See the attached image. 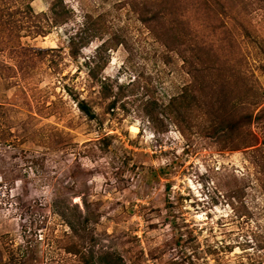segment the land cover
<instances>
[{"label": "rangeland", "instance_id": "obj_1", "mask_svg": "<svg viewBox=\"0 0 264 264\" xmlns=\"http://www.w3.org/2000/svg\"><path fill=\"white\" fill-rule=\"evenodd\" d=\"M52 2L32 5L38 13ZM65 2L74 11L68 22L46 35L23 30L21 48L0 50V102L10 109L9 119L0 118V137L9 122L13 134L0 139V264L12 255L15 264H81L53 244L71 224L96 264H264V172L254 149L264 148V119L250 126L252 147H224L204 120L182 132L162 111L191 79L178 44L170 48L161 36L167 28L183 37L179 16L161 18L154 30L131 0ZM87 15L101 17L102 36L74 58L69 38L88 26ZM250 18L252 38L238 25L225 41L214 32L208 38L224 49L202 55L215 66L213 80L233 90L234 111L247 105L256 115L264 107V6ZM104 40L110 49L101 78L118 98L111 111L114 96H101L85 64ZM37 48L55 49L37 55ZM76 96L98 117L89 119ZM150 109L160 112L154 121Z\"/></svg>", "mask_w": 264, "mask_h": 264}, {"label": "trees", "instance_id": "obj_2", "mask_svg": "<svg viewBox=\"0 0 264 264\" xmlns=\"http://www.w3.org/2000/svg\"><path fill=\"white\" fill-rule=\"evenodd\" d=\"M144 8H140V0H131V7L143 17L145 23H153V29L156 30V24L166 16H179L177 27L180 26L179 32L182 38L178 40L177 36L171 37V30L166 28L163 30V42H169L172 48L178 44V48L183 57V62L190 67L191 79L184 84L178 95L172 96L166 104H164L163 114L169 116L178 125L182 132L191 131L201 120H204L216 126L217 136H222L224 147L236 149L240 141L245 147L257 145L250 126L255 118L264 119V107L260 108L259 113L255 115L254 111L246 109L241 112L234 111L239 102L234 99L236 96L232 94L233 90H226V82L220 81L221 84L213 80L212 69L215 66L202 53L211 51L215 48V43L208 38V35L214 32H220L223 35L222 41L231 38V29L238 25L245 35L252 38V27L249 25L251 16L264 6L263 0H142ZM74 15L73 9L65 2V0H53L48 11L35 12L32 0H0V50L10 51L22 47V32L25 30L30 35H46L52 26L60 25L68 22ZM89 16V15H87ZM100 16V15H99ZM188 16H208L205 21H192ZM221 16H229L232 25L224 21ZM181 17V19H180ZM162 18V19H161ZM88 26L80 29L76 34L69 38L70 55L78 58L81 49L87 46L94 38L102 36L101 31L104 27L101 17L87 18ZM91 20V21H90ZM92 22V23H91ZM156 22V23H155ZM91 23V24H90ZM174 25V24H173ZM173 30L174 27L171 25ZM194 32V34H193ZM170 35V36H169ZM215 35V34H214ZM171 39V42L166 40ZM178 41V42H177ZM188 42L193 43L190 46L191 52L187 48ZM110 46L108 40H104L95 51V54L85 61L90 79L100 82V94L104 99H113L107 104L108 111L115 108L118 98L113 91V85L107 82L106 78H101V72L106 67L108 58L103 56ZM184 46V48H182ZM223 46V45H222ZM217 46L215 49H224ZM55 48H37V55H44L51 52ZM214 50V54L216 52ZM194 62L200 66H196V73H200L201 77L195 76L193 71ZM6 68L16 72L19 68L7 65ZM193 73V74H192ZM222 73L218 76L220 77ZM14 76V75H12ZM11 77V76H10ZM206 80V84H205ZM230 93V94H229ZM80 109L89 119L98 117L92 103L86 98L76 96ZM231 100V112L227 110V100ZM259 102H250L251 105L260 104ZM147 109V108H146ZM8 106L0 102V118L8 117ZM196 113L193 115V112ZM237 114H236V113ZM147 114L154 121L160 112L150 109ZM7 121V120H6ZM9 122V121H8ZM11 122L7 125V130L3 131L0 139L8 142V137L12 136ZM9 127V128H8ZM193 132V131H191ZM256 152L260 153V159L257 160L258 166L264 172V148L263 146L254 147ZM263 150V151H262ZM254 151V152H255ZM262 155V156H261ZM45 220V217L43 218ZM46 237H48L46 233ZM45 237V238H46ZM53 244L58 250L64 251L67 255L74 256L81 264H96L92 255H88L84 250V244L78 238V228L73 224L69 226L62 234L54 235ZM44 238V239H45ZM38 239V235H37ZM52 239V238H51ZM49 240V242L51 241ZM43 240V239H42ZM112 256V254H110ZM5 264H15V256L9 258ZM20 264H26V258H22Z\"/></svg>", "mask_w": 264, "mask_h": 264}, {"label": "bare ground", "instance_id": "obj_3", "mask_svg": "<svg viewBox=\"0 0 264 264\" xmlns=\"http://www.w3.org/2000/svg\"><path fill=\"white\" fill-rule=\"evenodd\" d=\"M138 129H139V128H138L137 125H134V124L131 125V130H132V131H138Z\"/></svg>", "mask_w": 264, "mask_h": 264}]
</instances>
